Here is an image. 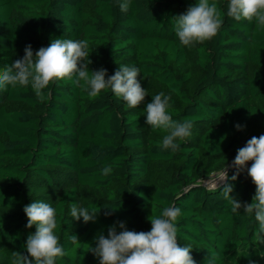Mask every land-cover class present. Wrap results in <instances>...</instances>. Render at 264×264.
Returning <instances> with one entry per match:
<instances>
[{"label":"trees","instance_id":"obj_1","mask_svg":"<svg viewBox=\"0 0 264 264\" xmlns=\"http://www.w3.org/2000/svg\"><path fill=\"white\" fill-rule=\"evenodd\" d=\"M121 2L0 0V71L28 45L35 54L55 39L87 40L90 71L106 69L107 79L120 66L137 67L147 92L129 108L110 89L89 96L76 75L50 84L43 102L30 85L0 90V264H12L13 252L28 255L36 227H26L23 209L33 202L56 209L54 231L67 253L56 264H100L92 251L99 234L113 225L119 234L118 222L150 231V216L169 206L181 210L177 242L196 264H264L258 222L243 207L233 213L221 194L228 183L233 198L252 202V161L235 181L231 167L220 186L201 184L264 134V27L227 17L228 0H215L217 35L184 46L175 17L198 0H131L127 12ZM161 92L171 97L173 120L192 125L176 152L160 147L166 131L146 124L145 108ZM106 166L112 172L104 176ZM73 203L96 206L95 222L75 220Z\"/></svg>","mask_w":264,"mask_h":264},{"label":"clouds","instance_id":"obj_2","mask_svg":"<svg viewBox=\"0 0 264 264\" xmlns=\"http://www.w3.org/2000/svg\"><path fill=\"white\" fill-rule=\"evenodd\" d=\"M130 5L131 0H122L119 5L121 12H127ZM226 15L236 21L255 19L258 26L264 27V0H228ZM175 19L176 35L184 46L211 40L223 24L215 0L211 3L210 0H198ZM91 63L87 40L55 39L48 47H41L35 54L31 45H28L22 58L16 59L5 70L0 71V90L8 86L15 88L30 85L37 99L43 102V90L50 84L76 75V86L91 97L110 89L129 108H136L145 100L147 92L138 80L139 68L120 66L114 75L106 79L107 70L101 68L90 71L88 65ZM170 99L163 92L152 98V102L145 108L146 124L153 129L166 131L168 134L164 136L160 147L176 152L180 147L176 141H183L188 137L192 125L187 120H173L168 112ZM236 127L240 129L241 126L237 124ZM249 161L252 164L247 168V174L256 186L252 202L241 204L233 198V186L228 183H224L221 194L230 201L233 213L243 207L245 214L254 216L258 222L256 239L264 243V134L253 136L246 142V146L237 151L232 162V167L236 170L230 177L232 181L237 180ZM111 172V166L102 169L104 176ZM228 179L225 167L219 175V186V182H226ZM23 211L28 218L26 227L31 229L35 225L36 230L27 237L25 247L28 255L13 252L12 264H56L58 257L67 255L54 231L57 228L56 209L45 202H33L26 205ZM98 211L96 206L78 208L73 203L71 216L75 220L82 217L85 223L95 222ZM180 212L179 208L169 206L159 216L151 215L149 219L152 227L147 232L129 231L123 222H118L122 231L118 234L115 225L109 227L107 237L103 234L97 236V246L92 251L99 257L100 264H196L191 255L192 249L188 246L181 247L177 242V227L174 222ZM70 239L73 244L79 243L76 235H72Z\"/></svg>","mask_w":264,"mask_h":264},{"label":"rangeland","instance_id":"obj_3","mask_svg":"<svg viewBox=\"0 0 264 264\" xmlns=\"http://www.w3.org/2000/svg\"><path fill=\"white\" fill-rule=\"evenodd\" d=\"M233 161H234V159L229 160L227 162V164L220 171L210 174L207 178H205L204 180L201 181V184L208 185V186L209 185H217L220 173L225 169V167H226V170L228 168H231Z\"/></svg>","mask_w":264,"mask_h":264}]
</instances>
